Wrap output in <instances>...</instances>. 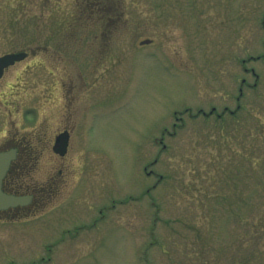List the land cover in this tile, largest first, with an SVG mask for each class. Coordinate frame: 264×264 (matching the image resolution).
I'll list each match as a JSON object with an SVG mask.
<instances>
[{
    "label": "rangeland",
    "instance_id": "obj_1",
    "mask_svg": "<svg viewBox=\"0 0 264 264\" xmlns=\"http://www.w3.org/2000/svg\"><path fill=\"white\" fill-rule=\"evenodd\" d=\"M93 4L0 0V149L56 191L0 264H264V0Z\"/></svg>",
    "mask_w": 264,
    "mask_h": 264
},
{
    "label": "flooded vegetation",
    "instance_id": "obj_2",
    "mask_svg": "<svg viewBox=\"0 0 264 264\" xmlns=\"http://www.w3.org/2000/svg\"><path fill=\"white\" fill-rule=\"evenodd\" d=\"M14 66H16V64H13L12 66L5 68L3 75H5L7 71ZM11 140H12V146L17 147L18 154L16 157V162L13 163V167L11 168L14 169V171L13 172L9 171V173L6 175V177L3 180L4 190L7 193L31 195L32 200L31 203L29 204V206L31 207H33L34 205H44L49 201L50 198L56 195V191H50L47 187H45L46 185L45 186L42 185L38 187L36 185L37 183L34 184V181L31 180L32 178L27 177L29 176L28 174L29 168L27 167L28 164L25 167L24 163L26 164V162H24V160L28 161L32 157V150H31L32 146L30 147L26 145V148H24V145L29 144L31 141L30 140L27 141L23 138H18L17 136L11 137ZM18 158H21L22 161H18Z\"/></svg>",
    "mask_w": 264,
    "mask_h": 264
},
{
    "label": "water",
    "instance_id": "obj_3",
    "mask_svg": "<svg viewBox=\"0 0 264 264\" xmlns=\"http://www.w3.org/2000/svg\"><path fill=\"white\" fill-rule=\"evenodd\" d=\"M26 55L25 52L8 53L0 56V76L3 68L12 64L14 61L22 59ZM69 134L67 131L60 133L56 138L54 151L60 155H64L67 151ZM16 156V148H11L6 151H0V209L20 204H27L30 201V196H18L6 194L2 191L1 183L6 174L9 164Z\"/></svg>",
    "mask_w": 264,
    "mask_h": 264
},
{
    "label": "trees",
    "instance_id": "obj_4",
    "mask_svg": "<svg viewBox=\"0 0 264 264\" xmlns=\"http://www.w3.org/2000/svg\"><path fill=\"white\" fill-rule=\"evenodd\" d=\"M103 0H96L97 4H100ZM121 4V0H109V12H111L113 9L117 10ZM110 17V15H109ZM111 18H109L110 20Z\"/></svg>",
    "mask_w": 264,
    "mask_h": 264
}]
</instances>
